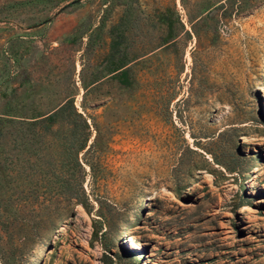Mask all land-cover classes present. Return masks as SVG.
Masks as SVG:
<instances>
[{"label":"rangeland","instance_id":"rangeland-1","mask_svg":"<svg viewBox=\"0 0 264 264\" xmlns=\"http://www.w3.org/2000/svg\"><path fill=\"white\" fill-rule=\"evenodd\" d=\"M68 99L7 124L0 173L79 198L0 210V264H264V0H0V114Z\"/></svg>","mask_w":264,"mask_h":264},{"label":"trees","instance_id":"trees-1","mask_svg":"<svg viewBox=\"0 0 264 264\" xmlns=\"http://www.w3.org/2000/svg\"><path fill=\"white\" fill-rule=\"evenodd\" d=\"M126 64L121 65L113 70L118 71ZM121 75H125V69L118 71ZM117 72V73H118ZM118 73V74H119ZM81 115L76 112L72 101L66 100L59 107L54 110L41 114L38 116H32L30 120L17 119L14 116H7L0 114V171L9 170L10 163L18 161L8 160V156L4 152V137L6 132L10 131L7 124L19 122L21 124H28L30 126L40 125L44 130L50 131L55 124L60 121L69 122V117H80ZM82 122L87 125L86 120L82 118ZM17 138V137H16ZM87 137L83 138V142L78 144L77 149H83L86 146ZM62 148L63 157H68L70 154V146L72 143H67L66 140L59 143ZM69 160H62L59 162L60 167H69ZM73 179L68 175H55L45 177H35L33 175L21 176L20 174L12 175L6 173H0V210L3 218L6 221V227L11 231L19 233V228L15 229L16 224L13 221V217H16L20 213L32 212L36 216L33 221V226H38L41 223V219L47 212L49 204L47 201L54 196H63L65 199L79 198V195L75 192L76 188ZM39 185L43 186V190L39 188ZM78 190V189H77ZM47 214V213H46ZM30 222V223H31ZM29 223V224H30ZM32 226V227H33Z\"/></svg>","mask_w":264,"mask_h":264}]
</instances>
